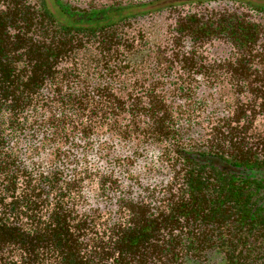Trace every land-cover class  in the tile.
Returning <instances> with one entry per match:
<instances>
[{"label":"trees","instance_id":"16d2710c","mask_svg":"<svg viewBox=\"0 0 264 264\" xmlns=\"http://www.w3.org/2000/svg\"><path fill=\"white\" fill-rule=\"evenodd\" d=\"M0 264H264L263 0H0Z\"/></svg>","mask_w":264,"mask_h":264},{"label":"rangeland","instance_id":"374dc122","mask_svg":"<svg viewBox=\"0 0 264 264\" xmlns=\"http://www.w3.org/2000/svg\"><path fill=\"white\" fill-rule=\"evenodd\" d=\"M66 1H71V2H77V3H81V2H83V1H90V0H66ZM97 2V1H106L107 2V0H93V2ZM263 2H264V0H263Z\"/></svg>","mask_w":264,"mask_h":264}]
</instances>
